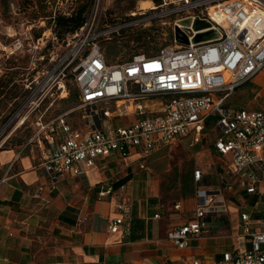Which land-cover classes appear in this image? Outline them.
<instances>
[{
  "label": "built area",
  "instance_id": "2783aa9c",
  "mask_svg": "<svg viewBox=\"0 0 264 264\" xmlns=\"http://www.w3.org/2000/svg\"><path fill=\"white\" fill-rule=\"evenodd\" d=\"M150 10L138 12L137 19L173 18L175 26L185 29L187 42L165 46L155 54H134L127 60L109 63L102 41L134 25L131 20L136 19L137 12H129L130 21H113L93 7L78 28L65 34L64 50L52 65L25 85L29 93L0 130V140L15 118L24 114L14 130L37 110L32 122L34 131L24 146L37 149V166L55 181L59 175L86 174L109 157H146L191 130L197 139L206 120L216 117L219 134L215 150L229 157L228 176H236L238 188L256 197L259 210L257 218L240 212L241 232L249 245L224 253L223 262L264 264V108L232 110L225 105L239 85L264 70V0H160ZM182 20L189 23L181 24ZM197 20L206 25L195 28ZM207 30L216 35L194 40ZM22 46L16 40L9 54ZM68 75L83 109L79 127L71 123L70 111L46 117V110L38 109L47 94L57 89L66 91L64 78ZM121 117L132 120L128 124L113 123V118ZM8 137L1 140L0 147ZM202 177L200 169L193 171L196 201L192 216L167 233V239L179 248L203 233L207 216L224 201L221 190L206 187ZM219 180L220 186L233 190L226 178ZM110 193V186L104 187L99 196ZM116 197L120 213L108 228L111 233L125 236L131 226L129 205ZM180 207V203L174 205L177 210ZM181 264L207 263L193 259Z\"/></svg>",
  "mask_w": 264,
  "mask_h": 264
},
{
  "label": "crops",
  "instance_id": "0c3cea01",
  "mask_svg": "<svg viewBox=\"0 0 264 264\" xmlns=\"http://www.w3.org/2000/svg\"><path fill=\"white\" fill-rule=\"evenodd\" d=\"M234 92L245 95L234 106H229L228 97L225 105L229 109L264 108V70ZM121 118L122 124L132 120ZM205 126H209L207 120L203 129ZM209 128L217 130L212 147L222 165L208 170L193 168L187 177L192 191L184 184L183 195L172 205L157 181L146 173L149 158L167 145L157 147L143 158L109 157L86 174L59 175L54 181L37 166L38 151L34 146L7 143L0 148V264H181L193 259L207 264H230L223 262V254L249 245L241 232L240 212L257 218L259 210L256 197L238 188L236 176H228L229 157L215 150L219 134L216 117L214 127ZM200 135L196 139L191 130L173 144L189 141L193 146ZM192 149L194 155L200 156L199 146ZM200 158L199 165L203 161ZM195 169L202 171L206 187L221 190L224 201L207 216L203 233L179 248L167 239V233L193 214ZM220 177L233 186L232 191L220 186ZM108 186L111 193L100 197L99 192ZM116 196L129 205L131 226L125 236L111 233L108 228L109 222L120 213ZM184 201L189 213L186 219L180 217L185 211ZM177 203L181 204L178 210L174 208Z\"/></svg>",
  "mask_w": 264,
  "mask_h": 264
},
{
  "label": "rangeland",
  "instance_id": "374dc122",
  "mask_svg": "<svg viewBox=\"0 0 264 264\" xmlns=\"http://www.w3.org/2000/svg\"><path fill=\"white\" fill-rule=\"evenodd\" d=\"M143 2L149 3L148 8L140 7ZM158 2L160 0H0V130L28 95L29 90L25 85L37 74L40 75L43 69L49 68L64 50L62 38L53 31V18L56 15L69 16L84 7L86 19L91 14V9L97 6L108 20L130 21L129 12H137L136 19L131 20L134 25L126 27L110 40L101 43L107 61L117 63L129 59L134 54L151 55L165 46L187 42L185 29L175 26L173 18H155L151 21L137 19L140 18L138 12L149 13ZM180 23L188 24L189 21L182 20ZM205 25L204 21L195 22V28ZM215 35V31L207 30L197 34L194 40L208 39ZM16 40H20L23 46L9 54ZM64 80L66 91L57 89L52 95L47 94L38 109L46 110L47 117L70 111V121L74 126H79L82 124L83 109L79 107L77 88L70 75ZM244 95L231 93L227 103L229 106L237 105ZM35 104L36 102L32 106ZM36 111L15 130L14 125L24 114L14 119L2 135V139L9 137L0 148L7 143L12 146L22 145L31 136ZM214 122L213 116L207 119L210 127H214ZM113 123L122 124L124 118H113ZM209 126L204 127L199 140L193 146L189 145V141L170 144L160 148L148 160L146 173L157 181L162 192L171 200L170 205L183 195L184 184L192 191V184L187 177L193 168L199 166L208 170L222 165L212 147L217 130H211ZM194 146L201 148L200 156L193 154ZM199 157L203 159L200 165L197 163ZM183 204L185 211L180 213V217L186 219L189 216V213H186L187 202L184 201Z\"/></svg>",
  "mask_w": 264,
  "mask_h": 264
},
{
  "label": "trees",
  "instance_id": "16d2710c",
  "mask_svg": "<svg viewBox=\"0 0 264 264\" xmlns=\"http://www.w3.org/2000/svg\"><path fill=\"white\" fill-rule=\"evenodd\" d=\"M84 7L79 8L75 13L65 16V15H56L54 19L53 31L56 35L63 39V36L66 33L73 32L78 28L83 21L85 20L84 16ZM38 37V36H36Z\"/></svg>",
  "mask_w": 264,
  "mask_h": 264
},
{
  "label": "bare ground",
  "instance_id": "6f19581e",
  "mask_svg": "<svg viewBox=\"0 0 264 264\" xmlns=\"http://www.w3.org/2000/svg\"><path fill=\"white\" fill-rule=\"evenodd\" d=\"M148 6H149V3L148 2H143V3H141V8L142 9H145V8H148Z\"/></svg>",
  "mask_w": 264,
  "mask_h": 264
}]
</instances>
